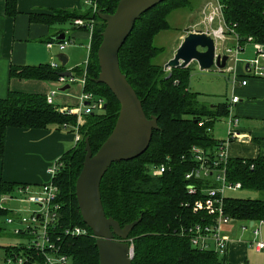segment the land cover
Returning <instances> with one entry per match:
<instances>
[{"label":"trees","instance_id":"obj_1","mask_svg":"<svg viewBox=\"0 0 264 264\" xmlns=\"http://www.w3.org/2000/svg\"><path fill=\"white\" fill-rule=\"evenodd\" d=\"M95 1L96 9L90 5L84 13L58 10L56 14L60 19H94L85 88L106 100V107L85 115L86 121L79 127L81 138L61 157L64 167L55 178L63 204L61 224L82 225L90 232L60 237L61 250L69 257V264H100L97 238L83 221L75 186L87 153L86 139L96 153L114 129L120 110V104L110 89L95 81L100 72L97 51L106 27L98 10L113 12L119 0ZM16 2L7 0L10 14L17 12ZM222 3L224 21L238 34L242 44L250 36L264 42V0H222ZM189 6H193L192 0H162L145 11L137 19L119 53L122 72L142 101L147 117H156L159 125L143 154L129 161L114 162L101 181L107 216L115 218L121 226L138 220L129 235L134 247L133 264H227L226 255L194 247L187 232L183 234V231L196 223L206 224L213 220L206 211L194 210V201L201 194L188 193L187 185L192 181L186 179L185 174L195 166L190 155L193 145L211 150L220 145L221 141L211 134L212 126L216 120L229 114V105L222 102L207 107V104L200 103L198 93L189 89V67L167 71L156 61L165 51V47L156 45V37L171 29L170 13ZM63 71V66L54 69L51 64L13 66L11 75L47 79L58 78ZM76 125V115L59 112L46 97L11 91L6 98H0V158L5 153L8 127H57L74 131ZM161 163H167L168 170L162 175H152L150 167ZM228 164L231 181H240L242 189L258 191L261 195L255 198L228 195L224 202L225 212L236 219H264V157L230 158ZM20 184L0 179V226L2 222L5 224V217L9 214L1 199ZM12 249L20 248L14 244L4 250Z\"/></svg>","mask_w":264,"mask_h":264},{"label":"crops","instance_id":"obj_2","mask_svg":"<svg viewBox=\"0 0 264 264\" xmlns=\"http://www.w3.org/2000/svg\"><path fill=\"white\" fill-rule=\"evenodd\" d=\"M215 1L206 0L201 4L199 15L203 16L204 14L205 17L210 15L217 6V1ZM212 5L216 6L212 8ZM89 6L87 0H17V12L10 14L7 11V0H0V98H6L11 91L47 97L52 90L58 89L53 104L56 108L62 106L74 108L80 105V96L85 89L81 82L75 81L62 85L58 78L53 77L43 79L12 76L11 68L13 66L51 64L55 59L59 61L58 53L66 52L69 61L64 67V71L70 70L73 75H80L88 55L91 54L92 34L85 25L74 23L76 17L60 19L57 18V15L51 16L58 10H75L84 13L89 9ZM193 6V9L196 8L195 5ZM175 10L169 15L171 29L161 32L156 37V40H163L165 36L167 38V45L161 40V46L165 47L163 52L165 57L161 58L159 63L163 65L174 56L184 37L190 31H206L215 36L216 30L221 25L225 26L220 11L214 15L217 27L189 29L187 23L184 26H175L171 23V17ZM166 32L169 33L164 34ZM62 37H64L63 40ZM66 39L70 43L64 51H60L56 42H63ZM215 39L217 52L222 54L226 53L227 47H232L237 42L236 36L230 30L221 36H215ZM50 41L55 43L52 48L47 44ZM254 55V45L251 42H246L239 54V61L228 60L225 69L214 66L206 70L211 71L216 68V71L223 73L227 80L226 97H228L222 102H226L230 106L229 114L218 120L224 119L228 128L223 137L224 140L228 138L229 131L233 127L232 116L238 119L237 130L241 134L240 138L232 139L225 146L231 158L264 157V77L249 76L247 85L242 86L240 81L234 82L235 75L231 71V69L234 70L242 77L245 74L248 60ZM231 62L234 64L230 65ZM194 64L198 65L196 61H193L188 66L190 77ZM67 85L69 87L63 90L62 88ZM189 89L191 90L190 87ZM234 94L239 96V101L236 103H232L230 99ZM75 136V131L57 127H8L5 153L3 158H0V179L39 187L49 178V163L62 157L68 150L76 146ZM5 228V224L2 222L0 226V255L5 253L6 247L19 242V239L8 233ZM231 229L229 225L224 227V234L233 235L228 245L227 264H247V251L248 248H251L248 243L249 239L239 235V231L242 232L240 228L236 227L232 232Z\"/></svg>","mask_w":264,"mask_h":264},{"label":"built area","instance_id":"obj_3","mask_svg":"<svg viewBox=\"0 0 264 264\" xmlns=\"http://www.w3.org/2000/svg\"><path fill=\"white\" fill-rule=\"evenodd\" d=\"M217 6L209 16L212 18L218 11L222 12V0H216ZM87 2L96 9L95 0H87ZM224 18V16H223ZM76 25H85L92 34L95 23L93 18L76 17L74 19ZM225 22V26H220L215 36L223 35L230 30L237 39L232 47H227L225 52L229 56V60L239 61V54L243 50V44L239 41L238 34L231 29ZM247 42H251L255 48V55L248 60L245 74L241 77L234 70V82L240 81V85L245 86L248 83V77H264V42L255 40L252 36L248 37ZM69 40L64 42H56L60 51H64L69 44ZM48 47H54L55 43L50 41ZM89 54L85 65H83V73L81 75L60 76L58 80L60 84L73 83L79 81L85 88L87 83L88 65L90 62ZM54 69L61 68L60 61L51 63ZM58 89L52 90L46 97L47 102L54 104V96ZM239 101V96L234 94L231 98L232 103ZM106 104L103 96L93 91L83 90L80 96V105L78 107H59L57 110L63 114H72L77 116V125L75 126L76 141H79L81 134L79 127L82 125V119L85 115L92 113L97 109H102ZM230 107V106H229ZM233 127L229 131L227 140H221L219 146L214 150L205 149L198 145H193L190 155L195 161V166L185 174V178L191 180L187 185L188 193L201 197L194 201V210H204L213 216L210 223L195 225L183 231L187 232L191 243L194 247L201 250H214L219 255L227 256L228 245L233 235L224 234V227L229 225L232 229L238 227L244 232H250L252 237L248 240L249 246L255 248L256 251L264 250V238L262 236V226L264 219H236L225 212V197L228 190L242 189V182L231 181L229 179V159L231 158L226 150V144L234 138H240L241 134L237 130L238 119L231 117ZM253 166V165H252ZM64 167V162L60 158L51 161L48 165L49 178L41 183L39 187L31 184H20L16 190L2 197V206L5 201L18 202L17 209H8L9 214L5 217V230L16 236L19 242L15 245L19 250L12 249L0 255V264H69V257L61 250L59 243L62 235L79 236L86 235L89 230L82 225L63 226L61 224L62 202L60 201V189L55 183V178L60 170ZM169 168L167 163H161L150 167V173L154 176L164 174ZM188 205V204H186ZM60 231V234H56ZM130 245V256L133 258L134 247L132 239L128 238Z\"/></svg>","mask_w":264,"mask_h":264},{"label":"water","instance_id":"obj_4","mask_svg":"<svg viewBox=\"0 0 264 264\" xmlns=\"http://www.w3.org/2000/svg\"><path fill=\"white\" fill-rule=\"evenodd\" d=\"M161 1L119 0L113 12L98 10L106 27L97 51L100 72L95 81L110 89L120 104V110L114 129L96 153L86 139L87 153L76 180L75 195L84 223L97 238L100 264H133L127 240L138 220L121 226L115 218L107 216L102 202L101 181L114 162L129 161L143 154L151 143L154 130L159 128L158 119L147 117L142 101L122 72L119 53L140 15ZM57 57L65 67L69 61L68 54L60 52ZM228 60L226 53L217 52L212 33L190 31L164 68H185L196 61L201 70L214 66L225 69ZM59 75L71 76L72 72L66 70ZM67 87L69 85L62 89Z\"/></svg>","mask_w":264,"mask_h":264},{"label":"rangeland","instance_id":"obj_5","mask_svg":"<svg viewBox=\"0 0 264 264\" xmlns=\"http://www.w3.org/2000/svg\"><path fill=\"white\" fill-rule=\"evenodd\" d=\"M205 1L204 0H192V3L197 8V11H195L196 8L193 9L194 6H189L188 7L189 9L187 7L176 9L171 17V23L175 26H182V25L184 26V24L187 23L188 24L187 26H189V29L217 27L216 18L214 16L211 18L209 14L206 17L204 14L203 16L199 15V12H198L200 9L199 7H201V4H203ZM215 6L216 5H212V8ZM56 14H52V16L51 15L50 16L53 17V16H56ZM168 33L169 32H166L164 34H168ZM161 40H156L155 41L156 45L161 46L162 44ZM166 40L167 38L165 36L162 40L165 45H167ZM163 57H165L164 53H162L158 57V59H156V61L157 62L161 61V58L163 59ZM54 61L56 62L58 60L55 59ZM233 64L234 63L232 62L230 63V65H233ZM189 87L191 88L192 91L198 93L199 102L203 104H207V107H209L210 104H217L218 102H222L226 100V98L228 97V96L226 97L227 80L224 77L223 73L216 71V68L211 71H206V70H201L198 65L194 64L191 77L189 80ZM85 121H86L85 118L82 119V124H84ZM213 124H214L213 131L211 132L213 136L218 141L224 140L223 137L226 135L228 131V128L226 126L224 119L217 120ZM225 140H227V138ZM228 195L234 196V197H242V198H247V197L255 198V197L260 196L261 193L258 191H253V190L238 189V190H228L227 196ZM5 206L8 209H17L19 206V203L5 201ZM239 235L243 236L245 239H250L252 237L250 232L239 231ZM262 236L264 238V225L262 226ZM247 261H248L247 264H264V250L262 252H258L256 251L255 248H252V247L248 248Z\"/></svg>","mask_w":264,"mask_h":264}]
</instances>
